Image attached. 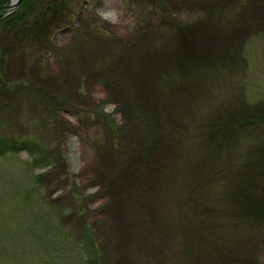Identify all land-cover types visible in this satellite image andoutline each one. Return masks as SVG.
Returning a JSON list of instances; mask_svg holds the SVG:
<instances>
[{
	"label": "rangeland",
	"instance_id": "rangeland-1",
	"mask_svg": "<svg viewBox=\"0 0 264 264\" xmlns=\"http://www.w3.org/2000/svg\"><path fill=\"white\" fill-rule=\"evenodd\" d=\"M35 1L0 10V135L49 162L0 159V264H264V0H112L126 34Z\"/></svg>",
	"mask_w": 264,
	"mask_h": 264
},
{
	"label": "trees",
	"instance_id": "trees-1",
	"mask_svg": "<svg viewBox=\"0 0 264 264\" xmlns=\"http://www.w3.org/2000/svg\"><path fill=\"white\" fill-rule=\"evenodd\" d=\"M31 1L32 0H23L22 4L19 7V10H22V11L16 12L11 18H5V19L1 20V23H4L3 24L4 27L7 26L8 24L18 23L21 20H23L22 23L23 22H27V23L43 22L44 18L41 19L39 16H38L39 18L37 21H35L34 19H30V18L25 19L28 16L27 15L28 9L32 7ZM8 2H10V1L9 0H0V5H6ZM35 2L36 1L33 0L34 5H35ZM67 2H68L67 0L62 1L61 5L57 9L58 11L56 12L54 10L56 13H59V16H60V13L62 14V11H61L62 8H65L68 5ZM63 14H62L61 18L64 17ZM54 19H51L49 21H53ZM58 21H60V20H58ZM29 30H30V28L28 29V27H26V29H24L25 34H27V37L29 36V34H28ZM44 146H45L44 144H42V143L38 144L37 142H35L31 139H17L16 137H13V136L0 135V158H2L3 156H6L7 154H18L22 151H27L32 157L35 158L36 166L41 167L42 165H44L46 163V161H47V163L49 162V158H48L47 154L45 153L46 150L43 148ZM85 234H86V231H85ZM96 256L99 258V256L97 254H96ZM92 260L94 262H98V259L95 257Z\"/></svg>",
	"mask_w": 264,
	"mask_h": 264
},
{
	"label": "clouds",
	"instance_id": "clouds-1",
	"mask_svg": "<svg viewBox=\"0 0 264 264\" xmlns=\"http://www.w3.org/2000/svg\"><path fill=\"white\" fill-rule=\"evenodd\" d=\"M95 15L99 21L112 25L118 29V34H126L122 30V25L128 24L129 21L123 19V10L114 7L112 0H105L103 7H99L95 10ZM92 99L99 104L100 109L105 115L115 116L117 123L123 124L122 113H119L117 109L120 107L117 103L109 101L108 93L99 86L92 92ZM79 163V162H78ZM79 171V167L77 168Z\"/></svg>",
	"mask_w": 264,
	"mask_h": 264
},
{
	"label": "water",
	"instance_id": "water-1",
	"mask_svg": "<svg viewBox=\"0 0 264 264\" xmlns=\"http://www.w3.org/2000/svg\"><path fill=\"white\" fill-rule=\"evenodd\" d=\"M21 1L22 0H13L12 1L13 3H11L7 7H3V9H7L9 11V13H7V14L9 15L10 13L14 12L17 9V6L20 4ZM7 14L3 15L2 17L7 16Z\"/></svg>",
	"mask_w": 264,
	"mask_h": 264
},
{
	"label": "bare ground",
	"instance_id": "bare-ground-1",
	"mask_svg": "<svg viewBox=\"0 0 264 264\" xmlns=\"http://www.w3.org/2000/svg\"><path fill=\"white\" fill-rule=\"evenodd\" d=\"M68 1V0H67ZM71 2L73 1V0H70ZM69 1V2H70ZM38 15V14H37ZM38 18L39 17H37L36 19H34L35 21H37L38 20ZM16 24V23H15ZM24 29H26V26H24ZM197 30H198V33H199V35L201 34V35H204L203 33H201V27H200V25L199 26H197ZM27 38H33V37H31V36H28ZM42 39H43V37H42Z\"/></svg>",
	"mask_w": 264,
	"mask_h": 264
}]
</instances>
